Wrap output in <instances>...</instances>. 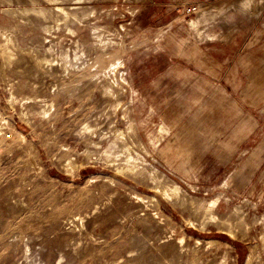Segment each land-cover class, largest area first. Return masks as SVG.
Returning <instances> with one entry per match:
<instances>
[{"label": "rangeland", "instance_id": "obj_1", "mask_svg": "<svg viewBox=\"0 0 264 264\" xmlns=\"http://www.w3.org/2000/svg\"><path fill=\"white\" fill-rule=\"evenodd\" d=\"M223 2L0 0V264H264V11L199 34Z\"/></svg>", "mask_w": 264, "mask_h": 264}, {"label": "crops", "instance_id": "obj_2", "mask_svg": "<svg viewBox=\"0 0 264 264\" xmlns=\"http://www.w3.org/2000/svg\"><path fill=\"white\" fill-rule=\"evenodd\" d=\"M263 11H264V0H227V2H223L220 4L213 5V6H207L205 9H203L200 12V15H198L199 17L197 20L195 19V20L191 21V25L194 27V29H196L198 31L199 34L201 32H204V30H205V34L207 35L208 39L213 40L217 37H221V35L223 33H225L224 29H226L227 32L230 31L229 28L231 25H229V22L226 19L227 16H229V13L230 14L233 12L236 13V17L238 16V18H239V21H237L238 22L237 25L240 29L241 27L243 28L245 26L246 17H249L250 21H252L254 24L256 22V19L258 18V16H260L261 12H263ZM204 15L208 16L207 19L205 18ZM238 18H236V20H238ZM202 20H205V22L207 20H210L211 22H215V24L213 26H211L210 24L207 25V23H204L203 27L205 29H203L201 23L198 22V21H202ZM216 26H220L222 31L220 32L217 30H213ZM209 27H212V28H209ZM260 27L261 28L264 27L263 23H262V26H260ZM206 30H207V32H206ZM231 37H234V36H231ZM231 37L228 39H231ZM222 38L226 40V41H220L222 43H227V42L231 43V41H232V40H228L224 37H222ZM229 59H225V61H227ZM253 72H254L255 76L251 77L253 79V82H252L253 85L251 87H257L259 90L264 86V80L262 78L263 69L261 67H259V69L254 70ZM204 79L206 80V84L208 85V87H212V86L214 87V79L213 78L209 77V78H204ZM217 87L218 88H216V89L221 88L222 91H226V89L224 88L225 86H223V85H222V87L221 86H217ZM254 93H256V92H254ZM259 94L260 93H258V95ZM179 134H182V131H180ZM186 134L188 135V132H186Z\"/></svg>", "mask_w": 264, "mask_h": 264}, {"label": "built area", "instance_id": "obj_3", "mask_svg": "<svg viewBox=\"0 0 264 264\" xmlns=\"http://www.w3.org/2000/svg\"><path fill=\"white\" fill-rule=\"evenodd\" d=\"M198 7H199V6H197V5H193V7H191V9H192V10H196ZM191 9H190V10H191Z\"/></svg>", "mask_w": 264, "mask_h": 264}]
</instances>
